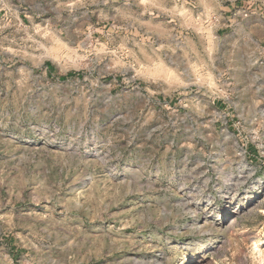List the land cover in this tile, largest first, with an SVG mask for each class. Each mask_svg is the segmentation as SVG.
<instances>
[{
    "label": "rangeland",
    "instance_id": "obj_1",
    "mask_svg": "<svg viewBox=\"0 0 264 264\" xmlns=\"http://www.w3.org/2000/svg\"><path fill=\"white\" fill-rule=\"evenodd\" d=\"M223 4L0 0V264H264V40Z\"/></svg>",
    "mask_w": 264,
    "mask_h": 264
},
{
    "label": "crops",
    "instance_id": "obj_2",
    "mask_svg": "<svg viewBox=\"0 0 264 264\" xmlns=\"http://www.w3.org/2000/svg\"><path fill=\"white\" fill-rule=\"evenodd\" d=\"M219 31L244 44L264 40V0H223ZM247 15V16H245Z\"/></svg>",
    "mask_w": 264,
    "mask_h": 264
},
{
    "label": "bare ground",
    "instance_id": "obj_3",
    "mask_svg": "<svg viewBox=\"0 0 264 264\" xmlns=\"http://www.w3.org/2000/svg\"><path fill=\"white\" fill-rule=\"evenodd\" d=\"M194 257H196V256L193 255L192 258L194 259ZM179 264H189V260L182 259V261L180 260V263Z\"/></svg>",
    "mask_w": 264,
    "mask_h": 264
},
{
    "label": "built area",
    "instance_id": "obj_4",
    "mask_svg": "<svg viewBox=\"0 0 264 264\" xmlns=\"http://www.w3.org/2000/svg\"><path fill=\"white\" fill-rule=\"evenodd\" d=\"M245 16H247V15H245Z\"/></svg>",
    "mask_w": 264,
    "mask_h": 264
},
{
    "label": "trees",
    "instance_id": "obj_5",
    "mask_svg": "<svg viewBox=\"0 0 264 264\" xmlns=\"http://www.w3.org/2000/svg\"><path fill=\"white\" fill-rule=\"evenodd\" d=\"M50 67V66H49Z\"/></svg>",
    "mask_w": 264,
    "mask_h": 264
}]
</instances>
